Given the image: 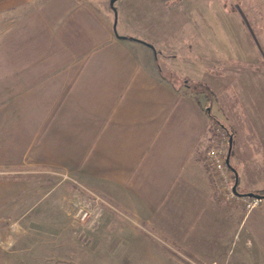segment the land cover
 <instances>
[{
  "label": "crops",
  "instance_id": "crops-1",
  "mask_svg": "<svg viewBox=\"0 0 264 264\" xmlns=\"http://www.w3.org/2000/svg\"><path fill=\"white\" fill-rule=\"evenodd\" d=\"M175 9L0 0V264H264V200L248 212L216 192L205 154L217 120L179 82L230 98L220 76L186 59L165 71ZM79 185L115 207L89 242L69 224Z\"/></svg>",
  "mask_w": 264,
  "mask_h": 264
},
{
  "label": "rangeland",
  "instance_id": "rangeland-1",
  "mask_svg": "<svg viewBox=\"0 0 264 264\" xmlns=\"http://www.w3.org/2000/svg\"><path fill=\"white\" fill-rule=\"evenodd\" d=\"M162 1L172 7L173 4L176 6L178 19L176 48L173 50L176 57L174 64L167 66L165 71L173 69L179 73L184 72L185 61L188 60L193 63H207L208 72L220 76L225 95L230 98H216L212 91L213 95L207 99L209 107L215 103L213 113L211 111L213 117L217 119L218 115L222 118V121L217 119L211 125L210 144L223 141L229 149L230 137L235 139L236 134L239 135L240 132L239 142L243 149L238 160L245 171L238 190L242 192L245 180L249 188L259 189L251 193L264 191V0ZM161 12L163 15L164 11ZM184 19L188 22L186 26L181 25ZM179 80L182 84L186 83L183 78L179 77ZM188 80L207 85L204 82ZM234 143L235 140L233 145ZM237 152L233 151L232 155ZM232 155L231 164L237 169ZM254 166L260 169L255 176L251 172ZM230 173L234 184L235 174L231 169ZM78 187L80 196L84 199L86 187ZM227 197L223 198L227 200ZM228 200L233 204L240 202L246 211H251L244 196ZM78 202L71 204L69 224L74 227L76 236L82 240L85 238L84 242H89L87 231L101 225L104 210H113L115 207L110 203L112 207L99 208V212L91 221L79 224L74 216Z\"/></svg>",
  "mask_w": 264,
  "mask_h": 264
},
{
  "label": "built area",
  "instance_id": "built-area-1",
  "mask_svg": "<svg viewBox=\"0 0 264 264\" xmlns=\"http://www.w3.org/2000/svg\"><path fill=\"white\" fill-rule=\"evenodd\" d=\"M228 152L229 149H227L223 141L217 144H210L205 154V161L207 168L210 169L212 184L216 192L222 197L228 196V199H239L242 196L237 195L233 190L234 184L232 183L230 168L226 163ZM85 190H87L85 191V198L76 204L77 207L74 210V216L79 224H85L91 221L94 215L99 212V208L105 209L106 207H112L110 202L102 195L87 188ZM244 197L248 200L247 207L249 210L256 208L262 201L256 198Z\"/></svg>",
  "mask_w": 264,
  "mask_h": 264
},
{
  "label": "water",
  "instance_id": "water-1",
  "mask_svg": "<svg viewBox=\"0 0 264 264\" xmlns=\"http://www.w3.org/2000/svg\"><path fill=\"white\" fill-rule=\"evenodd\" d=\"M115 1L116 0H112V4H114ZM232 149H233V136H231L230 140H229V152H228V155H227V158H226V163L229 166V168L231 169V171L235 174V182H234V186H233L234 192L237 195H239V196H247V197L263 200L264 199V195H260V194H257V193H240L239 192V190H238V184H239L238 172L231 164Z\"/></svg>",
  "mask_w": 264,
  "mask_h": 264
},
{
  "label": "trees",
  "instance_id": "trees-1",
  "mask_svg": "<svg viewBox=\"0 0 264 264\" xmlns=\"http://www.w3.org/2000/svg\"><path fill=\"white\" fill-rule=\"evenodd\" d=\"M186 85L188 86V88L192 91V93L194 95H205V97L208 99L210 97V95H213V92L212 90L205 84L203 83H194V82H191L189 80L186 81ZM211 100V99H210ZM205 110L208 112V115L210 116L211 119L213 120H217L215 119V117H213V115L211 114V109L210 107L208 106L207 108H205ZM223 127L226 128V126L224 125ZM233 142H234V139H233ZM233 153V151H232ZM232 155V154H231ZM238 187H239V184H238ZM257 194H260V195H264V191L262 192H257Z\"/></svg>",
  "mask_w": 264,
  "mask_h": 264
}]
</instances>
